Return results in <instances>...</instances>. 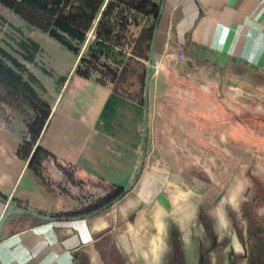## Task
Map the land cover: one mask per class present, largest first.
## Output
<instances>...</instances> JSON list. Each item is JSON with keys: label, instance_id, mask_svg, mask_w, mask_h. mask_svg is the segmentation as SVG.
<instances>
[{"label": "crops", "instance_id": "1", "mask_svg": "<svg viewBox=\"0 0 264 264\" xmlns=\"http://www.w3.org/2000/svg\"><path fill=\"white\" fill-rule=\"evenodd\" d=\"M150 1L159 13L153 45L156 70L148 92L149 115L157 120L149 122V130H168L170 141L177 140L187 119L194 120L191 115L201 118L207 112L210 93L220 80L234 102L264 96V0ZM77 56H68L66 77ZM141 60L145 68L146 60ZM183 74L193 85L175 82V75ZM127 100L113 85L73 73L58 101L59 110L37 139L48 154L40 170L28 167L17 186L26 162L18 149L28 139L27 125L13 111L4 114L0 108V196L7 199L12 194L16 205L58 218L80 211L77 198L83 192L127 189L140 166L133 148L139 143L131 141L129 125L117 115ZM136 106L142 108L144 133V93L143 104ZM143 149L138 157H143ZM144 173L153 175L152 169ZM113 206L97 215L65 220L11 215L2 228L0 264H77L72 253L81 245L91 252L87 244L109 225ZM4 208L0 201V214Z\"/></svg>", "mask_w": 264, "mask_h": 264}, {"label": "rangeland", "instance_id": "2", "mask_svg": "<svg viewBox=\"0 0 264 264\" xmlns=\"http://www.w3.org/2000/svg\"><path fill=\"white\" fill-rule=\"evenodd\" d=\"M102 1L36 0L33 4L35 9L44 10L69 25L87 31L92 26ZM140 2L141 0H109L94 36L76 66L79 72L95 78L101 84L113 85V90L128 99L127 103L117 109V115L120 121L129 125L128 136L131 141L139 143V147H133L136 150L135 158H140L139 178L145 171L152 169L154 177L159 181L148 200L140 199L135 204L134 207L140 201L145 203L137 211L133 221L116 210L119 203L113 206L112 213L115 216L109 219V224L115 225L112 250L119 257L121 254L118 253L116 244L122 245L127 251L128 262L139 264L134 257L136 253L128 244V236L133 242L136 239L145 244L150 241L155 233L145 214L153 217L154 207L151 202L155 193L161 191L171 201L179 219L190 216L193 197L201 196L202 200H208L212 214L218 203L220 207L221 204H226L231 227L240 232L250 249L252 248L248 256L238 258L237 263L264 264V96L258 94L246 103L234 102L221 89L220 80L210 93L211 103L202 119L200 115H191L194 120L187 119L186 128L177 131V140L173 137L170 141L168 130H149V122L153 118L157 120L153 114L149 115V110L147 136L144 137L142 108L138 107L140 110H137V106L134 108L133 105L143 104L145 78L141 59L147 54L153 15L138 11ZM58 33L57 39L0 3V50L9 53L26 68L23 77L30 86L28 90H14L0 85V108L4 114L13 111L19 115L27 126L38 113H44L54 105L68 72V56L76 54L68 46L71 45L76 50L82 46L73 36L61 30ZM7 62L10 63L9 60ZM174 80L177 84L193 85L184 74L175 75ZM178 109L182 111L181 107ZM172 133L175 134V131ZM142 147L144 156L138 157L142 153ZM136 175L135 170L130 182ZM182 177L187 181L197 179L202 184L203 192H192ZM117 191L119 190L113 189L106 194L83 192L77 198L82 204L80 213H85L88 206L93 208L101 205ZM177 191L184 192L186 196L176 200ZM231 191L235 193V207L221 198L217 200L220 193L224 195ZM147 204L151 206L148 207ZM111 207L99 213L110 210Z\"/></svg>", "mask_w": 264, "mask_h": 264}, {"label": "flooded vegetation", "instance_id": "3", "mask_svg": "<svg viewBox=\"0 0 264 264\" xmlns=\"http://www.w3.org/2000/svg\"><path fill=\"white\" fill-rule=\"evenodd\" d=\"M191 203L190 216L183 219H179L170 213L173 210L172 203L169 209L160 205L164 210L162 218L164 228L160 234L162 250L157 264H238L236 261L238 258L248 256L252 248L250 249L248 246L246 238L231 227L226 204H221L226 226L219 228L217 218L210 212L211 203L208 200H202L201 196H198L193 197ZM144 205L145 203H142L141 207ZM151 205L147 204L148 207ZM137 206L126 214L128 220L133 221L135 219V214L141 209V207L137 209ZM95 210L91 212L93 213ZM82 215H87V213H81L77 216ZM145 218L151 224L150 215L145 214ZM150 226L152 231L156 233L152 224ZM114 229L115 225L109 224L104 230L94 234L93 239L87 244V247L91 248V252L85 250V245H81L75 251L74 258L77 264H130L127 251L122 245L116 244L117 251L121 254L119 257L112 250ZM139 241L142 246L147 245L143 241ZM128 244L137 254H134V257L137 258L138 263L147 264L148 257L137 251L134 246L135 242L129 236ZM236 244L240 247L239 250L236 249Z\"/></svg>", "mask_w": 264, "mask_h": 264}, {"label": "trees", "instance_id": "4", "mask_svg": "<svg viewBox=\"0 0 264 264\" xmlns=\"http://www.w3.org/2000/svg\"><path fill=\"white\" fill-rule=\"evenodd\" d=\"M36 0H0V3L8 6L9 8H12L17 14H19L24 20H26L28 23L36 25L43 29L44 31H48L50 35L56 37L57 39L59 38V33L58 31L61 30L71 36H73L75 39L80 41L83 45L84 40L86 38V35L89 33L91 27L85 31L79 27L69 25L65 23L61 18L59 17H53L51 14H47L46 11L44 10H37L34 7L33 2ZM60 0H57L59 2ZM105 2V5L102 8L103 3ZM119 2H122L123 0H117ZM109 3V0H103L101 3V6L97 12V15L95 16L94 20L98 17L97 24L95 26V31L96 28L99 24V21L101 17L103 16L106 7ZM102 8V9H101ZM138 11L141 12H146L148 14L153 15V21L150 25V30L148 34V41H147V54L143 57L144 59L147 60L148 58V53L150 49V43H151V38L153 34V29L155 26V20L158 16L159 13V7L155 4H153L150 0H141V2L138 4L137 7ZM93 20V22H94ZM93 24V23H92ZM94 31V33H95ZM91 42V41H90ZM90 44V43H89ZM86 48L88 47V45ZM69 49L73 50L76 55H78L79 50H76L74 47L71 45L68 46ZM82 47V46H81ZM85 48V50H86ZM84 50V51H85ZM84 53V52H83ZM7 60L10 61V63L7 62ZM81 61V57L79 59V62ZM78 62V63H79ZM20 66L21 69H16V67ZM23 71H26V68L23 67L21 63H19L14 57H12L9 53L0 50V85L3 86L5 89H18V90H28L30 89L29 83L24 80L23 77ZM76 74L88 77L87 75L83 74L82 72H79L78 69L75 68ZM145 73H146V67L144 68V78H145ZM66 78L64 79V81ZM51 110V109H50ZM50 110L42 113H38L34 119V121L27 126V133L29 134V138L27 140H24L18 149V154L23 156L24 159L27 160L28 156L30 155L34 144L37 142V139L40 136L41 131L43 130V127L45 125V122L48 118V115L50 113ZM47 151L44 150L42 147L37 145L30 161H29V168H32L35 171H39L41 168V162L47 155ZM63 168V167H61ZM64 169V168H63ZM67 176L70 177V174L65 171ZM115 193V195L111 198L106 200V202L102 203L101 205H95L93 208L89 207L86 208L85 213L90 214L92 213L91 211L93 210H101L104 206H109V204L118 197H121L127 192V189H118ZM81 214L80 211H73L69 213H65L63 215H60L61 217L64 218H71V217H76L77 215Z\"/></svg>", "mask_w": 264, "mask_h": 264}, {"label": "water", "instance_id": "5", "mask_svg": "<svg viewBox=\"0 0 264 264\" xmlns=\"http://www.w3.org/2000/svg\"><path fill=\"white\" fill-rule=\"evenodd\" d=\"M105 2L103 3L102 5V8L103 6L105 5ZM101 8V9H102ZM97 20H98V17L94 20L93 24H92V27H91V31L90 33H88L86 35V38L84 40V43L78 53V56H77V59L75 61V64L73 66V68L71 69L70 73L68 74V76L66 77V80H65V84L58 96V99L57 101L55 102V104L51 107V110H50V113L48 115V118L45 122V125L43 127V129L46 127V125L48 124V121L50 119V117L56 113L58 110H59V107H58V101L64 91V88H65V85L66 83L68 82L69 78L71 77V75L74 73L75 71V68L79 62V59L80 57L82 56L87 44L90 43L92 37L94 36V31H95V26L97 24ZM156 28L157 26L154 27L153 29V34H152V38H151V43H150V49H149V53H148V58L146 60V64H145V67H146V73H145V79H144V137L147 136V124H148V121H147V115H148V91H149V85H150V79H151V76L153 75V73L155 72L156 70V59H155V56H154V51H153V45H154V38H155V31H156ZM43 131V130H42ZM37 142L34 144L33 146V149L30 153V155L28 156L26 162H25V165H24V168L22 169L21 173H20V176L18 178V181L16 183V186L19 184L20 180H21V177L23 175L26 174L27 172V168H28V165H29V161L37 147ZM143 156H144V149H143ZM141 173V165L139 166L138 168V171H137V175L136 177L134 178V180L129 184V186L127 187V192L122 195L121 197H118V198H115L110 204H109V207L115 205L116 203H118L122 198H124L132 189L133 187L135 186L136 182H137V179L139 178V174ZM15 186V187H16ZM196 193H202L203 192V189L199 190V191H195ZM223 195V193H220V195L217 197V199ZM0 201L3 202L5 204V208L4 210L2 211V213L0 214V239L2 237V228H3V225L6 221V219L8 217H10L11 215L13 214H25V213H29V214H32V215H35V216H38L40 217L41 219L43 220H56V219H59V220H65L66 218L64 217H54V216H50V215H44V214H41V213H38V212H35V211H31V210H28L22 206H19V205H16L13 200H12V194L10 195L9 198L5 199V197H2L0 196ZM155 202H158L160 203L161 205L165 206L167 209L170 208V201L169 199L166 197V195L161 192V191H158L155 193L153 199H152V202L151 204H154ZM141 204L142 202L140 201L138 206H137V209H139L141 207ZM107 206H104V208H106ZM101 210H95L93 213H90V214H87L86 216H91V215H95L97 213H99ZM80 216H76V217H71V218H79ZM73 257L75 256V253H72Z\"/></svg>", "mask_w": 264, "mask_h": 264}, {"label": "bare ground", "instance_id": "6", "mask_svg": "<svg viewBox=\"0 0 264 264\" xmlns=\"http://www.w3.org/2000/svg\"><path fill=\"white\" fill-rule=\"evenodd\" d=\"M90 31H91V29H90ZM90 31H89V33H90ZM154 176L155 175L150 176L148 174H144L143 176H141L142 178L140 179L139 183L138 184L136 183L137 186L135 185L136 187L134 188V190L132 192H130V194L127 195L121 202H119V204L116 206L117 209L120 212H122L123 214H126L132 207L135 206L137 201H139L140 199L148 200L153 195V193L155 192V190L158 186L157 184L159 181ZM183 179L188 183L189 189L192 192H194L195 194H199V193H196L195 191L201 190L202 184L197 179H193L191 181H187V179H185V178H183ZM168 182H170V181H168ZM185 196H186V194L184 192H181V191H177L176 195H175L176 200H178L179 198L181 199ZM166 197H167V195H166ZM220 198H221V200L227 201L228 203H230L232 206L235 207L236 199H235V193L233 191L224 194ZM185 201H186V199H185ZM178 203L180 204V202H178ZM160 205L161 204L158 202H155L152 205V207H154V215L151 218L150 222H151L153 228L156 229V233L152 237H150V239H149L150 241L147 243L146 246H142L141 242L139 241L140 239L139 240L136 239V241H135L136 244L134 245V246H136L137 250L140 253H142L148 257V260H147L148 263L147 264H157L159 254L162 250L160 234L163 232V228H164V221L162 220L163 215H164V210L162 209V207ZM170 213H172L174 216L179 218V214L177 213V211L175 212L174 209ZM214 216L218 219L219 228L225 227V220H224V217L222 214L220 203H218V206L214 209ZM127 232H129V231H127ZM130 233H131V231H130ZM235 246H236V249H240V247L237 244Z\"/></svg>", "mask_w": 264, "mask_h": 264}]
</instances>
